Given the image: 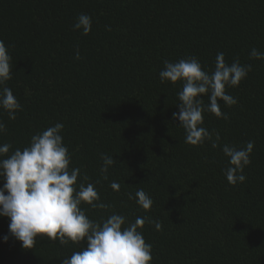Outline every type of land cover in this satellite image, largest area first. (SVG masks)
<instances>
[{
	"label": "trees",
	"instance_id": "obj_1",
	"mask_svg": "<svg viewBox=\"0 0 264 264\" xmlns=\"http://www.w3.org/2000/svg\"><path fill=\"white\" fill-rule=\"evenodd\" d=\"M81 13L92 18L88 35L73 30ZM0 40L12 57L4 86L21 105L15 120L0 109L8 155L63 123L69 170L81 173L75 187L92 183L100 198L94 203L108 205L81 209L95 222L122 215L125 227L146 218L138 230L152 246L151 264H264V59L250 58L253 48L264 53V0H0ZM218 53L252 71L226 87L237 100L219 102L227 119L203 114L202 126L213 140L220 134V147L207 140L193 146L173 119L183 82L162 83L159 72L164 61L188 57L212 71ZM249 141L246 180L233 186L223 145ZM102 153L115 161L107 179ZM139 189L153 200L149 210L136 203ZM9 223L0 217V264H62L87 247L86 240L61 245L39 236L24 249Z\"/></svg>",
	"mask_w": 264,
	"mask_h": 264
},
{
	"label": "clouds",
	"instance_id": "obj_2",
	"mask_svg": "<svg viewBox=\"0 0 264 264\" xmlns=\"http://www.w3.org/2000/svg\"><path fill=\"white\" fill-rule=\"evenodd\" d=\"M73 30L88 35L92 30L91 16L81 13L73 24ZM75 58L81 59L79 49ZM250 58L264 59V53L253 48ZM11 59L8 48L0 40V109L8 113L9 119L15 120L21 105L12 90L4 86L12 78ZM250 71L252 65H242L238 59L228 64L224 53L217 54L212 71L203 70L196 57L178 62L164 61V68L159 72L161 82H183L182 90L177 94L179 112L173 113V119L179 120V127L185 130L186 143L198 146L207 140L211 141L213 148L220 147V134L217 132L213 140L212 133L202 126L203 114L209 112L227 119L219 102L232 106L237 100L227 94L226 87L239 86ZM204 96L209 101L207 104ZM63 128V123L57 122L33 135L28 147L23 150L17 148L10 155L11 144L0 145V178L4 181L0 187V217L10 218L8 227L11 236L22 242L24 249H32L39 236H46L52 241L58 239L61 245H68L70 241L81 244L86 240L87 247L63 258L62 264H151L152 246L146 243L143 233L138 230L144 227L146 218L137 217L134 223L125 227L126 218L122 215L112 214L102 222H95L81 209L82 203L101 209L108 205L94 203L100 198L92 183L85 185L81 182L78 190L75 187L81 173L79 168L69 170L71 157L63 143ZM5 130V124L0 121V133ZM254 146L253 141L242 148L223 145L222 151L229 158L230 165L224 174L231 185L246 180L243 172L251 164ZM101 159L103 166L100 171L107 179L109 167L115 161L103 153ZM110 186L116 191L120 187L115 181ZM129 198L134 197L129 194ZM135 199L144 210L153 205V200L143 189L135 193ZM147 222L153 224L157 231L162 229L159 221ZM8 238L4 236L5 241Z\"/></svg>",
	"mask_w": 264,
	"mask_h": 264
}]
</instances>
